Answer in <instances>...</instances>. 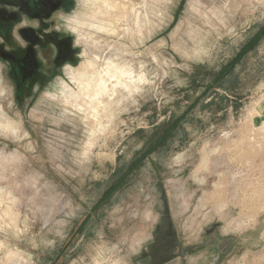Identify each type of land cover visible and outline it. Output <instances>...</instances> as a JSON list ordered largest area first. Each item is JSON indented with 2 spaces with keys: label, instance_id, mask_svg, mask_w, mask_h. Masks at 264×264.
I'll use <instances>...</instances> for the list:
<instances>
[{
  "label": "rangeland",
  "instance_id": "rangeland-1",
  "mask_svg": "<svg viewBox=\"0 0 264 264\" xmlns=\"http://www.w3.org/2000/svg\"><path fill=\"white\" fill-rule=\"evenodd\" d=\"M59 24L63 74L18 101L0 70V264H264V0H78ZM93 63L132 77L101 105L67 73Z\"/></svg>",
  "mask_w": 264,
  "mask_h": 264
},
{
  "label": "flooded vegetation",
  "instance_id": "flooded-vegetation-1",
  "mask_svg": "<svg viewBox=\"0 0 264 264\" xmlns=\"http://www.w3.org/2000/svg\"><path fill=\"white\" fill-rule=\"evenodd\" d=\"M76 5L78 0H0L1 71L15 85L18 101L39 80H53L78 58L79 45L59 24Z\"/></svg>",
  "mask_w": 264,
  "mask_h": 264
},
{
  "label": "bare ground",
  "instance_id": "bare-ground-1",
  "mask_svg": "<svg viewBox=\"0 0 264 264\" xmlns=\"http://www.w3.org/2000/svg\"><path fill=\"white\" fill-rule=\"evenodd\" d=\"M90 1H92V0H90ZM104 1H106V0H104ZM120 6L121 5H118L116 7H118V9H123V11H125V13H128L126 5H123L122 7H120ZM90 13L93 15L94 19H97L99 22H104L106 24H107L106 20H109V19H111V20L117 19L118 20V18L122 16L121 14H116L117 13L116 10L112 11V10H108V9H103L100 5H97V3L92 4L90 6ZM99 22H97V23H99ZM97 23H95V24H97ZM104 23H103V25H100L99 27H97V25H96V27L99 28L100 30L105 31L108 34L112 33V32L114 33V31H111L112 29L106 27L105 26L106 24L104 25ZM109 25H111V24H109ZM92 26H94V25H92ZM100 30H98V31H100ZM1 68H2V66L0 64V70H1ZM100 68L101 67H99V65L97 63H93L92 65H89V66L85 65L84 67H82V69H78V70H74L73 67L67 68L68 75L71 76V79L75 81L76 85L79 87L83 86V91H81L82 89L80 91L84 92L85 96H87L89 98V100H90L89 102L92 105H94V104L101 105V104L106 103V99H104V96H107L108 98H110L113 95L114 91L119 86H122V85H124L125 87L127 86L125 80L132 79L131 75L129 74V72L125 68H121V67L116 66L112 63L107 64V66L103 67L102 69H100ZM96 74L100 77V82L95 85L92 83V81H93V78ZM109 84H114V86H115L112 93H111V89H109ZM62 99L65 100L64 97ZM90 103H88V104L90 105ZM91 108H94V107H91ZM100 108H102V106H100ZM90 111H92V110H90ZM100 111H102V110L100 109ZM100 111L98 108H95L94 112H87V119L92 125H94V123L98 119V114ZM0 130L3 132H6V133H9V132L17 133L18 132V130H16V128H15L14 122L10 121V120H5L2 115H0Z\"/></svg>",
  "mask_w": 264,
  "mask_h": 264
}]
</instances>
